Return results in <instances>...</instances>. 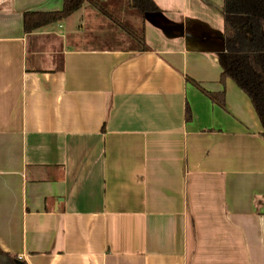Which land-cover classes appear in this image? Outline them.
I'll return each instance as SVG.
<instances>
[{"label":"crops","instance_id":"obj_1","mask_svg":"<svg viewBox=\"0 0 264 264\" xmlns=\"http://www.w3.org/2000/svg\"><path fill=\"white\" fill-rule=\"evenodd\" d=\"M94 1L105 13L86 1L27 32L25 12L64 0H0V247L28 264H264V138L220 81L223 0H154L144 18ZM122 25H144L147 49Z\"/></svg>","mask_w":264,"mask_h":264},{"label":"trees","instance_id":"obj_2","mask_svg":"<svg viewBox=\"0 0 264 264\" xmlns=\"http://www.w3.org/2000/svg\"><path fill=\"white\" fill-rule=\"evenodd\" d=\"M86 1L92 2L101 12L103 7L94 0H64L61 10L27 11L24 13V29L33 32L45 25L62 21L80 9ZM131 7L141 17L160 11L154 0H129ZM224 48L216 53L221 66L220 81L224 85L232 79L249 97L262 126L264 138V0H223ZM123 28L138 42V48L147 49L144 25L140 29ZM189 81L206 92L217 104H226L225 91L206 90L193 79ZM0 264H28L17 255L0 247Z\"/></svg>","mask_w":264,"mask_h":264},{"label":"rangeland","instance_id":"obj_3","mask_svg":"<svg viewBox=\"0 0 264 264\" xmlns=\"http://www.w3.org/2000/svg\"><path fill=\"white\" fill-rule=\"evenodd\" d=\"M125 24H127L126 22H124Z\"/></svg>","mask_w":264,"mask_h":264}]
</instances>
